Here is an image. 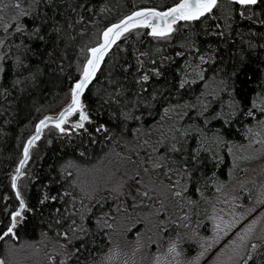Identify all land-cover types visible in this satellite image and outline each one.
Here are the masks:
<instances>
[{"label": "snow or ice", "instance_id": "6c2138e0", "mask_svg": "<svg viewBox=\"0 0 264 264\" xmlns=\"http://www.w3.org/2000/svg\"><path fill=\"white\" fill-rule=\"evenodd\" d=\"M64 2L67 4V0ZM262 4L264 0H173L170 6L163 8L133 5L126 14L113 21H86L82 14H77L74 21H65L57 19L60 15L57 0H0V73H11L9 86L0 87V99L7 98L13 91L22 92L36 83L43 71L42 64H54L56 70L65 72L66 48L76 39L72 32L77 25H84L79 28L78 35L88 37L86 42L77 46L73 62L75 74L69 78L70 87L65 93V102L55 113L38 119L32 134L23 141L19 159L10 175V187L16 197L15 209H5L8 213L6 226L0 221V227H3L0 239L11 237L5 255L0 256V264H16L22 249L33 244L36 248L40 247L34 241H22L18 235L19 227L27 219L25 213L36 211L35 207L29 206L18 181L20 177L29 181L37 179L34 173L25 171L24 166L29 163L37 141L46 134V128L49 129V144L59 140V150H71L58 158L55 175L45 182L46 187L53 183L63 187L56 194L44 191L39 200L41 207L47 201H59L62 205L52 209L47 228L42 233V239L51 240L54 245L51 249L54 254L47 256L50 264H57V255L60 257L58 264H72L73 260L81 264L79 256L89 243L96 246L94 237L98 232L107 237V250L92 253L100 259L90 258L89 264H118L127 252L120 240L113 238L111 230L115 228L120 214L129 210L127 199H132L133 208L147 206L161 185L171 199L178 201L179 207L174 205L175 210L187 223L182 224L181 219L172 220L170 216L161 219L166 209L158 201L154 202L155 211L145 214L156 218L154 238L149 235L142 239L137 233L136 239L130 242L134 245L133 256L137 250L147 247L152 257L151 264H203L205 257L215 251L214 245H220L235 231V235L216 252L213 264H264V227L258 232L256 230L264 221V183L257 189L253 207L242 203L245 193H248L247 199L252 200L248 187L241 185L238 196L221 193L227 197L223 203L230 209L228 219H225L224 210L217 211L220 198L211 202L204 195L201 184L194 179V168L200 164L202 152L219 161L220 149L226 147L230 153L233 151V142L221 134L223 128L240 124L249 147L264 144V67L256 70L260 75L255 82L256 90L250 96H242L238 90V77L243 67L255 58L254 53L259 55L264 52V42H260L264 41V32H257L255 27L249 28L248 32L255 39L245 40V33L234 26L238 14L242 21H254L255 25L264 28ZM79 7L95 11L90 4H80ZM71 11L76 12V8L72 7ZM103 11L106 9L101 5ZM99 15L97 13V17ZM29 17L31 22L26 23ZM180 21L189 29L201 21L204 23L196 31H190L186 37L177 40V33L181 31ZM89 27L92 32H89ZM143 33L160 46L140 51L138 44L133 42V36L138 38ZM201 35L208 40L207 44H201L198 39ZM237 36L241 38L239 45L229 43V38L234 41ZM36 41L41 43L44 52L32 47ZM61 45L65 46L64 49ZM173 48L179 50L173 51L171 56L164 54ZM117 49L130 50L131 58L125 59ZM113 52L116 54L113 55ZM31 57H39V62L33 64ZM175 58L183 60L182 65L175 69L179 79L169 81L164 79L165 70ZM146 64L153 66L146 69ZM260 64L264 65V56ZM103 65H108L106 77L93 92L96 103L89 106L84 97L96 84ZM253 75L249 71L247 81L252 80ZM154 79L164 80L163 85L156 84L150 89ZM197 85L199 91H196ZM157 110L159 119H154L152 125L146 127L145 118H150ZM4 111L6 109L0 107V112ZM103 112H107V120L99 118ZM94 114H97L95 119ZM210 121L218 123L221 130L213 129L210 135L207 131ZM133 124L135 127L131 126ZM51 132H55L54 137ZM154 132L159 134L157 144L164 148L155 161L148 153L141 157L145 148L149 149V153L158 152L150 141ZM193 139L195 147L189 143ZM97 144L101 145L99 152L102 154L95 157ZM213 149H216L215 153ZM179 154L190 158L192 168L185 160L181 173L173 180V169L167 165L175 164L173 156ZM110 156L120 163L112 166L110 162L109 166H104L102 162ZM249 158L247 154L235 156L233 166L237 160ZM129 162L136 163L131 174L121 171ZM161 170L163 176L156 175L145 183L142 173H159ZM101 173L104 179L99 178ZM204 180L205 184H217L216 192H221L226 183L216 181L214 173ZM192 184L196 185L197 199L187 196ZM4 199L7 201L8 197ZM105 200H114L115 203L108 211L101 210L97 214L96 206ZM200 200L211 205L206 209L209 212L206 219L212 225L211 235H200L199 226L203 221L197 219L193 224L192 217L198 218L199 211L181 210L186 204L198 205ZM257 204L260 205V213L253 215L244 227L237 230L245 217L256 211ZM237 206L244 211H237ZM172 224L189 229L191 235L188 231L167 235L172 231ZM197 238L199 250L190 256L184 244ZM123 264H129L128 260H123Z\"/></svg>", "mask_w": 264, "mask_h": 264}, {"label": "trees", "instance_id": "16d2710c", "mask_svg": "<svg viewBox=\"0 0 264 264\" xmlns=\"http://www.w3.org/2000/svg\"><path fill=\"white\" fill-rule=\"evenodd\" d=\"M60 4V15L57 19H63L65 21L75 20L77 14H82L85 16V20H107L113 21L115 18H118L127 13L130 8L135 6L142 7H167L173 0H67L65 4L64 0H57ZM80 4L92 5L95 8V11L89 12L87 9H82L79 7ZM101 5L104 6L106 11L101 12ZM75 7L76 12H72L71 8ZM237 8L239 6H236ZM261 8H264V4L260 5ZM55 11V10H53ZM97 13H100L97 17ZM52 13L50 12L49 15ZM26 23L31 22V17L25 20ZM181 25V31L177 33L176 39L180 40L186 37L190 31H196L199 29L204 21H201L200 24H197L194 28L189 29L183 21L178 22ZM84 25H77L75 32H72L73 35H76V39L67 46L66 55L64 58V67L65 72H59L56 70L54 64L41 65L43 68L42 73L38 76L37 82L30 84L24 91H13L7 98L0 99V107L6 109L4 112H0V221H3V225L6 226L8 223V213L5 212V209L11 208L15 209L16 197L14 192L10 187V175L15 169V165L19 159L20 152L22 150L23 141L32 134L34 131L35 122L40 119L43 115L49 113H55L59 110V107L63 105L65 93L70 87V77H74L75 74V65L74 61L76 60V52L78 51V45H82L87 41L88 37H82L78 35L80 27ZM99 26V25H97ZM234 26L237 29H240L245 33L243 39H255L251 33L248 32L249 28L255 27L257 32H264V28H261L259 25H255L254 21L241 20L237 14ZM89 32H92L93 29L89 27ZM201 44H207L208 40H205L201 35L198 37ZM240 37H236L233 41L229 38V43L240 44ZM133 42L138 44L139 50L144 51L146 49L157 48L160 45L156 41L149 37L147 33H143L140 37L133 36ZM215 42V38H213ZM264 42V41H260ZM222 49L225 48L223 44L220 45ZM33 48L38 49L40 52H44L45 49L39 41L33 42ZM61 49H64V45L60 46ZM123 48V46H122ZM179 49H170L168 52L164 53L165 55L171 56L173 51ZM125 59L131 58V51H121L117 49ZM116 53L113 52V55ZM255 58L252 59L246 66L243 67V70L240 72L238 77V86L239 91L243 95H251L255 91V82L257 77L260 75L257 69L264 67L260 64V59L264 56V52H261L259 55L254 53ZM39 57H31L32 63L37 64L39 62ZM109 61L111 56H109ZM133 64L135 61H132ZM183 63L182 58H175L171 65L165 70V77L169 81L172 78L179 79L178 75L175 73V69L180 67ZM151 64H146L145 68L148 69L152 67ZM52 71H49V70ZM102 71L98 72L97 82L92 86V90L89 91L84 99L85 103L92 106L96 103V98L93 96V92L99 87L104 78L106 77L108 71V65L102 66ZM231 71V68L229 69ZM252 71L254 73L252 80L247 81V73ZM11 80V73L4 72L0 73V87H8ZM247 81V83H244ZM164 80H155L151 87L156 84L163 85ZM196 91H199V85L196 86ZM167 96V93H165ZM175 102V100H173ZM97 118V114H94V119ZM100 119L107 120V112H103L99 116ZM159 119V111L152 113L151 117L145 118V126L152 125L153 120ZM135 127V124L131 125ZM50 127V126H49ZM221 130L220 125L216 122H211L207 129L208 133L211 135L212 130ZM49 129H45V135L41 137V140L37 141L36 146L32 150V155L28 164L24 166V170L27 172H32L35 174L37 179L35 181L26 180L24 177H20L19 184L21 185L22 191L25 193V198L29 202L30 207H35V213H25L27 219L19 227L18 235L22 241H30L42 237L43 230L47 228V223L50 219V213L52 209L56 207H62L59 201H47L42 207L39 204V200L44 191H48L50 194H56L61 190L63 185L59 183H53L50 185H45V182L49 178L53 177L56 173V162L59 157L62 155H67L71 150L67 152H62L59 150V145L61 141L54 140L52 144L48 143L50 136L48 135ZM243 128L240 124L234 123L230 127H225L221 130V134L226 136L229 141H232V145L235 143H240L243 140L242 136ZM51 136H55V132H51ZM149 138V137H142ZM159 138L158 133H152L150 136L151 145L153 148H158L157 153H152L153 158L156 160V156L164 152V148L157 144ZM189 143L195 147V140H190ZM207 146V145H206ZM97 152L93 155L98 157L102 153L99 152L101 145H96ZM105 151L107 149L105 148ZM213 152H216V149H213ZM218 155L221 157L219 161L213 160L208 153H201L200 164L194 168V179H196L204 190V195L211 193L213 191L214 184H205V177H210L211 174H215L216 181L224 180L227 176V170L229 167L230 152L225 147L220 149ZM173 159L176 161L175 164L169 163L168 168H172L173 172L181 173V168L185 160L188 161L189 167L192 168V162L189 157H184L183 154L174 155ZM58 179V178H57ZM195 184L189 186L187 195L193 199H197V194L195 193ZM7 196L8 199L5 201L4 197ZM205 201L200 200L198 205L195 208H201L200 215H203ZM108 204V202H107ZM105 206V205H104ZM96 213H99L98 205L96 206ZM204 222V220H203ZM105 229L104 231H106ZM0 231H3V227H0ZM96 240V246H92L89 243L87 249L79 256V259L86 261L87 258L92 257V253L98 252L102 246L106 245V237L99 234V232L94 237ZM92 238L90 237V240ZM11 241V237L7 239H0V247L4 241ZM83 243V241H80ZM78 247L79 245H73ZM75 262V260H73Z\"/></svg>", "mask_w": 264, "mask_h": 264}, {"label": "rangeland", "instance_id": "374dc122", "mask_svg": "<svg viewBox=\"0 0 264 264\" xmlns=\"http://www.w3.org/2000/svg\"><path fill=\"white\" fill-rule=\"evenodd\" d=\"M243 140L240 143H235L232 145L233 151L230 153V160H229V167L227 170V176L224 180H218V181H225L224 187L221 189V192H216L215 188L218 186L217 184H214L213 191L206 195L210 199L211 202H216L217 198H220V202L217 205V211L218 213L221 210L223 211V215L225 219H228L227 212L230 211L227 205L223 203L224 199H227L226 196H222L221 193H228L230 195H239L240 194V186L243 185L244 187H248L251 190V196L252 200L247 199L248 193L244 194V197H242V203L246 207H253V204L256 200L257 195V189L259 188L260 184L264 183V144H254L251 147L248 146L247 141L244 137V130L242 131ZM241 146H243V149L241 150ZM145 153H148L152 156L153 154L149 153V149L145 148L141 152V157H144ZM248 155L249 159H241L237 160L235 162V167L233 166L234 157L235 156H244ZM155 161V159L153 158ZM111 162L112 166H115L116 164H119L120 162L116 160L114 156H110L109 158L105 159L102 164L104 166H109ZM138 162V161H137ZM136 168V163L129 162L126 166V168H122L121 171H127L129 174ZM180 173L173 172L172 179L174 180L177 175ZM145 179V183H148L151 177H154L156 175L163 176V170H161L159 173L151 172L150 173H142ZM100 179H104V174L101 173L99 176ZM164 179H168L167 177H164ZM155 183V181H153ZM134 192V190H133ZM135 194V193H134ZM188 196V195H187ZM137 199L139 200L140 197L137 195ZM121 200H124V197H121ZM159 202L164 206L166 209L165 214H162L160 216L161 219L165 218V216H170L172 220L181 219L182 224L187 223L186 220H183L179 212L175 210V207H179L178 201H175L171 199L167 191L163 188V186H160V190L148 201L147 206H140V207H131L133 204L132 199L129 197L126 201V203L129 206V210L124 213L122 212L120 214V218L116 221L115 228L111 230L113 238L119 239L121 242V246L124 248V250L127 252V255L121 256V260L118 262V264H123V260L127 259L129 264H151V255L149 252V248H144L142 250H137L135 253V256L132 254V248L134 245H132L130 242L136 239L137 233L141 234L142 239H146L149 235H153L156 232L155 224H156V218L153 216H146V213H149L150 211H155L153 208L154 202ZM108 202V204H107ZM115 203L114 200H105L103 204L98 205L99 211H108L110 208H112V205ZM204 212L203 215H200L197 217H192L193 224L196 223L197 219L200 221H203V223L199 226V232L201 236H207L211 235V221L206 219L207 216H209V212L206 210L210 208V203H204ZM239 204V202H238ZM106 205V206H104ZM256 211L253 213H250L245 219L237 226V230L239 228L244 227V225L252 219L253 215L259 214L261 209L260 205H255ZM189 209H192L194 211L201 212V208H195V206L192 205H185L184 208H182V211H188ZM237 211H244L243 208H239L237 206ZM115 214V213H114ZM261 227H264V221L261 222L260 225L257 226V232L260 230ZM172 231L168 232L167 235L174 236L177 231L180 233H183L185 231H188L189 235H191V231L189 229H185L182 226H177L175 224H172L171 226ZM108 231V230H106ZM235 235V231L230 233L228 238L223 240V242L220 245H214L215 251L212 252L210 255H207L205 259L203 260V264H213V257L215 256L216 252L220 250L221 247H223V244H226L228 240H230ZM154 238V235H153ZM107 239V237H106ZM36 242L39 243L40 247L36 248L35 245H31L30 247L26 249H22L21 252L18 254L17 262L16 264H50V262L47 259L48 255H53L54 253L51 251V249L54 247L53 242L51 240H44L42 237H39L34 240H30L29 242ZM9 240L4 241V243L0 247V256L5 255V249L6 246H10ZM106 245L103 246L98 252L106 251L107 250V244L108 241H106ZM184 248L188 250V255H195L196 252L199 250V240L195 241H186L184 244ZM154 251V249H152ZM97 253V252H96ZM92 260H99V256H92L90 257ZM90 258H87L86 261H82L81 264H89ZM60 257L57 255V264ZM72 264H76V262L72 261Z\"/></svg>", "mask_w": 264, "mask_h": 264}, {"label": "water", "instance_id": "95a60500", "mask_svg": "<svg viewBox=\"0 0 264 264\" xmlns=\"http://www.w3.org/2000/svg\"><path fill=\"white\" fill-rule=\"evenodd\" d=\"M170 6V5H169ZM31 135V134H30ZM19 182V181H18Z\"/></svg>", "mask_w": 264, "mask_h": 264}, {"label": "bare ground", "instance_id": "6f19581e", "mask_svg": "<svg viewBox=\"0 0 264 264\" xmlns=\"http://www.w3.org/2000/svg\"><path fill=\"white\" fill-rule=\"evenodd\" d=\"M231 161V160H230Z\"/></svg>", "mask_w": 264, "mask_h": 264}]
</instances>
